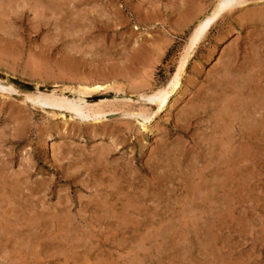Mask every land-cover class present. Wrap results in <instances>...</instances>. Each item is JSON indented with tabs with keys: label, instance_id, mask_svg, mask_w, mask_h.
<instances>
[{
	"label": "rangeland",
	"instance_id": "obj_1",
	"mask_svg": "<svg viewBox=\"0 0 264 264\" xmlns=\"http://www.w3.org/2000/svg\"><path fill=\"white\" fill-rule=\"evenodd\" d=\"M217 1L61 0L40 16L29 0L0 19V78L19 89L0 91V264H264V113L251 99L221 115L222 88L243 82L246 58L264 62V0H245L214 27L163 109L141 95L178 74ZM81 84L108 87L88 99L112 103L106 119L24 100L37 86L72 99ZM243 93L240 103L257 98Z\"/></svg>",
	"mask_w": 264,
	"mask_h": 264
},
{
	"label": "bare ground",
	"instance_id": "obj_2",
	"mask_svg": "<svg viewBox=\"0 0 264 264\" xmlns=\"http://www.w3.org/2000/svg\"><path fill=\"white\" fill-rule=\"evenodd\" d=\"M22 1H29V0H0V19H3L5 20V18L8 19L9 17V14L12 10V8L17 4V6L22 3ZM31 2L30 3H33V7L35 9V12L36 13H39L40 16L42 15L43 11L45 8L46 9H56L58 12L61 11L58 10V8L60 7L59 5H61V0H30ZM245 0H218L215 7L210 11V12H206L207 14L203 15L202 17H200L196 23V25L194 26V30L190 36V39L188 41V44L186 45V47L184 48V54H183V57L181 58V64H180V67L179 69L177 70L178 71V74H176L175 76H173L172 80L170 81V83L168 84V86L166 87H162V88H159L158 90H155V91H150L151 93H143L141 94L140 92H136V93H140L142 95V98L145 99L146 101H148L149 103H154L156 104L159 109H163L167 103L169 102V99L170 97L174 94H176V92L182 87L183 83H182V75L183 74V70L186 68V65H188L190 59L192 58V56L196 53V51L198 50V48L201 46V44H203V42L205 41V39L207 38V36L209 35V33L214 29V27L222 20L224 19L225 17L231 15L239 6H241L242 4H244ZM22 6V8L24 9V7L26 6L25 3L20 5V7ZM63 6V5H62ZM20 7H17V8H20ZM95 7V6H94ZM16 8V9H17ZM20 10V9H19ZM16 11V10H15ZM41 11V12H39ZM204 11V10H203ZM202 11V12H203ZM18 12V11H17ZM45 12V10H44ZM66 12V11H65ZM201 12V11H200ZM18 14V13H17ZM45 14V13H44ZM55 14V13H54ZM195 14V13H194ZM193 14V15H194ZM201 14V13H199ZM198 15V14H197ZM244 15V14H243ZM192 16V15H191ZM195 16V15H194ZM248 16V15H247ZM254 16V15H253ZM46 17V16H45ZM243 17V16H242ZM241 17V19H242ZM252 20V15L250 16ZM258 17V20L259 21H263L264 20V17L263 18H259V17H262L261 15L259 16H256ZM256 17L254 18L256 20ZM12 18V17H11ZM47 18V17H46ZM189 18V17H188ZM197 18V17H196ZM195 18V19H196ZM248 19V17H246ZM244 18V19H246ZM48 19V18H47ZM10 20V19H8ZM187 20V18H186ZM2 21V20H1ZM184 21V20H183ZM190 21V20H189ZM248 21V20H247ZM254 21V20H253ZM2 23V22H0ZM81 24V23H80ZM185 24V23H184ZM188 25V23H187ZM63 26V25H62ZM182 26H183V23H182ZM4 30V29H3ZM5 31V30H4ZM249 34V33H248ZM9 37V36H8ZM236 49V48H235ZM239 51V50H238ZM255 51V50H253ZM234 51H230L228 54V59L224 62V64H222V77L226 78L230 75V73H234V64H233V61L235 62V56H234ZM257 53V52H256ZM254 54V53H253ZM252 55V54H251ZM255 55V54H254ZM258 55V53H257ZM182 56V55H181ZM247 56V54H246ZM245 56V57H246ZM256 57V56H255ZM259 57V55H258ZM261 58V57H260ZM258 58L254 59V57H247L246 58V62L248 64V74L244 76L246 77L242 83L238 84V86H234L233 89H231V94H229V91L226 89L225 91L224 88H221L223 89L222 92H224V95L222 97L223 100H222V106L219 105V103L216 101L217 98H215L216 100H213L215 102L218 103V105L220 107H222V113H221V110H220V113L221 115L223 114H226V116L228 115V113L232 112L231 111V107L230 106H236L238 107L239 109H242L245 107H248L247 104L250 103V100L252 101V107H256V109L258 110V107L261 109V112L264 113V89L261 88V87H255V89L253 88V85L255 86V82L258 80V78H260V75L264 73V62L260 60H257ZM245 62V61H244ZM188 63V64H187ZM179 66V65H178ZM242 67V66H241ZM238 69V68H237ZM242 73V72H241ZM214 74V73H213ZM240 74V73H238ZM237 76V75H236ZM221 77V76H220ZM230 77V76H229ZM216 78V77H215ZM232 78V77H231ZM241 78V77H240ZM243 78V77H242ZM222 79V78H221ZM230 78H228L229 80ZM261 79H264L261 77ZM233 80V79H232ZM235 82V81H234ZM241 82V81H239ZM220 84L221 83H224V82H219ZM235 84V83H233ZM114 85V84H113ZM230 85V84H229ZM258 85V83H257ZM149 86V85H148ZM228 86V85H227ZM231 86V85H230ZM56 87V86H55ZM113 87V86H112ZM146 87V86H145ZM145 87H142L145 88ZM108 87H106L105 85H98V84H81L78 88L76 89H72L71 92H74V95H75V98H72L70 99L68 96H66V90H46V89H43L42 87L40 86H37L36 87V92H29V91H26L25 93V96H24V100L26 102H30L31 105H33L35 108H40L42 110L48 108L52 111V113L55 115V116H63L65 117L66 115H68L70 118L74 119V118H81L82 120H86L88 122H93V123H96V122H101V120L103 119H106L108 117V113L111 112V110H108L107 108L109 106H112L110 102L108 101H99L97 103H93V104H89V101L88 99L92 98L94 94L100 92L102 89H106ZM140 88V87H139ZM153 89V88H152ZM210 89V88H209ZM246 90V89H249L250 90V95H252L254 92L256 93L257 95V98H254L253 96H250V98L246 99V101H241L242 103L238 102L236 98H238L239 96H241L243 93V90ZM125 90V89H124ZM139 89H137L138 91ZM0 91L1 93L2 92H8V93H18L19 92V89L16 88L14 85L12 84H9L7 82H4L1 78H0ZM216 91V90H215ZM239 92H242L239 94ZM249 92V91H248ZM7 93V94H8ZM73 94V93H72ZM139 94V95H140ZM237 94V95H236ZM200 95V94H199ZM254 95V94H253ZM141 97V96H140ZM214 99V98H213ZM243 99V98H242ZM23 100V101H24ZM198 100V99H197ZM206 100V99H205ZM205 100H201L200 102L204 103ZM249 100V101H248ZM220 101V100H218ZM199 102V103H200ZM170 103V102H169ZM205 104H207L205 102ZM204 104V105H205ZM221 104V102H220ZM241 104H244V105H241ZM209 105V104H208ZM255 105H258L255 106ZM196 106V105H195ZM198 106V105H197ZM211 106V105H210ZM206 107V106H205ZM251 107V108H252ZM192 108V107H191ZM208 108V107H207ZM216 108V106H215ZM172 109V108H171ZM193 109V108H192ZM195 109V108H194ZM234 110H236L235 108H232ZM249 109V108H248ZM198 110V109H197ZM200 110V109H199ZM254 110V109H253ZM252 110V111H253ZM256 110V111H257ZM109 111V112H108ZM121 111V110H120ZM251 113L253 114L254 112ZM122 112H125V111H122ZM143 112V111H142ZM133 113V114H130L132 117H139V116H143L144 113ZM184 112V111H183ZM240 110H238L237 112V115L240 114ZM244 112V111H243ZM249 112V111H248ZM259 113V110L257 111ZM256 112V113H257ZM112 113H114L112 111ZM118 113V112H117ZM121 113V112H120ZM127 113V112H126ZM190 113V112H189ZM195 113V111H194ZM193 113V114H194ZM198 113V111L196 112ZM216 114V116H220L219 114ZM234 113V112H232ZM231 113V116H233ZM246 113V112H245ZM116 114V113H115ZM124 114V113H123ZM128 114V115H129ZM183 114V113H182ZM186 114V112H185ZM248 114V113H246ZM250 114V113H249ZM260 114V113H259ZM112 115V114H111ZM129 115V116H130ZM241 115V114H240ZM243 115V114H242ZM241 115V116H242ZM258 115V114H257ZM190 116V115H189ZM240 116V117H241ZM239 116H237L238 118ZM246 117V116H245ZM196 118V117H195ZM220 117H218V119L216 121L219 120ZM251 119V117L249 116L248 119ZM146 119V118H145ZM145 119L143 121H145ZM148 119V118H147ZM224 119V118H223ZM233 119V118H232ZM247 119V118H246ZM249 119V120H250ZM248 120V121H249ZM256 120V119H255ZM225 121V119H224ZM229 121V120H228ZM247 121V122H248ZM257 121V120H256ZM140 122V121H139ZM251 122V121H250ZM254 122V121H253ZM92 123V124H93ZM130 123V122H129ZM225 122L222 123V119H221V125L219 126H223ZM220 124V123H218ZM262 124H263V128H264V120L262 121ZM225 125V124H224ZM259 125V124H258ZM256 126V128H258L259 126H261V123L259 126ZM145 127V126H144ZM216 127V126H215ZM218 127V126H217ZM224 127V126H223ZM226 127V126H225ZM231 128V126L229 127ZM260 128V127H259ZM218 129V128H217ZM227 127L224 129V132L227 131ZM255 129V128H254ZM219 130V129H218ZM220 132V135L221 136V132L222 130L218 131ZM224 132L223 133V136H224ZM222 137V136H221ZM226 137V136H225ZM215 138V137H214ZM213 141V139H212ZM215 141V140H214ZM213 141V142H214ZM217 141V140H216ZM219 142V141H218ZM232 142V141H231ZM225 144H228L226 146H228V149L230 148L229 147V142L226 143L224 142ZM223 143V144H224ZM101 144V143H100ZM216 144V143H215ZM224 144V145H225ZM223 145V146H224ZM213 146V145H212ZM221 145V147H223ZM209 147V146H208ZM243 147V146H242ZM77 148V147H76ZM224 148V147H223ZM247 148V147H246ZM216 149V147H215ZM222 149V148H220ZM227 149V147H226ZM225 149V153L228 155V151ZM224 150V149H223ZM232 150V149H231ZM230 150V151H231ZM234 150V149H233ZM239 149H237L238 151ZM236 151V153H237ZM244 151L245 148H244ZM244 151H243V154H244ZM249 151V150H248ZM249 152H247V154L245 153V155L247 156ZM257 153V152H256ZM104 154V153H103ZM214 154V153H213ZM225 154V155H226ZM234 154L233 152L229 154L228 157H232L233 159L236 157V155H232ZM231 155V156H230ZM213 156V155H212ZM235 156V157H234ZM249 156V155H248ZM102 157V155H101ZM214 157V156H213ZM223 157V155H222ZM239 157H244L242 155V153L240 152L239 154ZM215 158V157H214ZM219 158L221 159V155H219ZM237 158V157H236ZM212 159V162H210V164L214 163L213 161V158ZM232 159V161H233ZM218 160V159H217ZM238 160V158L236 159V161ZM241 160V159H240ZM211 161V160H210ZM231 161V162H232ZM242 161V160H241ZM239 161V162H241ZM216 162V161H215ZM235 165V164H234ZM243 165V164H242ZM75 166V165H74ZM94 168V167H93ZM206 168V167H205ZM218 168V167H217ZM96 170V169H95ZM27 171V170H26ZM78 171V170H77ZM103 172V171H102ZM75 173V172H74ZM73 173V174H74ZM3 174V173H2ZM68 174V173H67ZM233 174V173H232ZM76 175V174H75ZM247 176V175H246ZM2 177V176H1ZM200 177V176H199ZM248 179V178H247ZM1 180V178H0ZM222 180V179H221ZM226 180V179H225ZM228 180V179H227ZM235 180V179H233ZM247 181V180H246ZM80 182V181H79ZM112 182V181H111ZM116 182V181H115ZM2 183L0 182V185ZM88 184V183H87ZM217 184V183H216ZM6 183H3L2 186H5ZM12 185V184H11ZM99 186L101 185V183L98 184ZM97 185V186H98ZM234 185V184H233ZM0 186V187H2ZM18 186V185H17ZM98 186V187H99ZM116 186V184H115ZM211 186V185H210ZM9 187V185H8ZM22 187V186H21ZM46 187V186H45ZM104 187V186H103ZM202 187V186H201ZM234 187V186H233ZM18 188V189H17ZM13 187V191L11 192L12 195H16V192L19 190V187ZM205 188V187H204ZM5 189V187H4ZM11 189V188H10ZM29 189V188H27ZM208 189V188H207ZM206 189V191H208ZM3 190V189H2ZM109 190V189H108ZM198 190V189H197ZM201 190V189H200ZM6 191V189H5ZM4 191V192H5ZM204 190L202 189L201 192H203ZM205 191V192H206ZM7 192V191H6ZM196 192V191H195ZM198 193V192H197ZM204 193V192H203ZM101 194V193H100ZM19 195V194H18ZM191 195V194H190ZM97 196V195H96ZM193 196V195H192ZM203 196V195H202ZM21 197V196H20ZM6 197L4 196V199ZM80 199V198H79ZM109 200V198H108ZM135 200V198H134ZM18 201V200H17ZM4 202V201H3ZM106 202V201H105ZM108 202V201H107ZM106 202V204H107ZM116 203V202H115ZM210 203V202H209ZM96 204V203H95ZM129 204H131L129 202ZM114 205V203H113ZM35 206V205H34ZM128 206V205H127ZM135 207V205H134ZM133 207V208H134ZM37 208V207H35ZM106 208V207H105ZM130 208H132V206H130ZM33 209V208H32ZM129 209V208H128ZM218 209V208H217ZM130 210V209H129ZM126 212L127 209H126ZM210 213V212H209ZM105 214V213H104ZM121 214V213H120ZM126 214V213H125ZM116 216V215H115ZM71 217V216H70ZM118 217V215H117ZM43 218V217H42ZM113 218H115L113 216ZM129 218V216H128ZM219 218V217H218ZM123 219V218H122ZM137 219V218H135ZM178 219V218H177ZM166 231V230H165ZM7 232V231H6ZM10 232V231H9ZM6 234V233H5ZM60 254V253H59ZM22 256V255H21ZM4 260V259H3Z\"/></svg>",
	"mask_w": 264,
	"mask_h": 264
}]
</instances>
